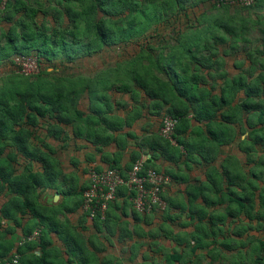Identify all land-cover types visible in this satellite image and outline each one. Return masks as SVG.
I'll return each mask as SVG.
<instances>
[{"label": "trees", "instance_id": "obj_1", "mask_svg": "<svg viewBox=\"0 0 264 264\" xmlns=\"http://www.w3.org/2000/svg\"><path fill=\"white\" fill-rule=\"evenodd\" d=\"M30 2L0 0V64H14V58L18 56H34L40 67L33 77L13 74L3 78L0 84V196L8 195L7 203L0 208V220L3 218L21 226L24 216L29 214L36 219L34 227L44 225L45 228L31 241L27 238L34 227L24 230L23 240L16 245L5 238L8 231H0V264H6L13 251L19 255L17 264H72L80 247L72 242L66 230L67 234L61 237L67 256H63L64 259L60 257L56 261L54 257L50 258L49 252L42 247L40 255L26 254L34 245L40 247L50 230L62 234L63 230L57 224L69 221L68 214L76 209L81 210L82 221H108L107 209L115 200L107 205L103 217L99 212L90 216L82 206V193L89 183L79 190L70 189L73 187V175L62 176L63 172L57 168L52 155L54 148L40 137L61 140L63 146L67 143L78 148L94 145L101 150L99 146H114L112 162L106 161L107 166L102 168L91 167L87 176L91 170L108 168H117L126 175L136 160L150 153L161 163L156 164L144 156L142 173L153 169L167 175L168 184L187 186V190L190 188L188 193L191 192L189 201L209 188L215 197L206 196L205 202H219L215 199L217 196V199H228L229 212L231 203L237 204V215L240 220L246 219V223L238 229V241L234 242V247L230 243L221 244L235 250L230 256V264H247L248 259H251L250 264H264V211L258 208H262L263 196L260 194L257 201L254 179L247 177L246 173L234 174L229 162L234 156L221 153L223 148L231 150L230 145L236 140L231 124L237 121L244 122L249 128L248 138L236 144L240 150L249 153L264 143V98L261 97L264 94V49L256 47L246 35L247 28L258 20L250 19L246 13H238V10L246 11L253 4L264 3V0H255L251 5H217L213 0H53L54 5L38 0L34 4ZM202 4L225 10L232 6L237 11L232 15L205 16L206 10L203 9L194 24L187 10L192 11ZM183 18L187 22L184 23ZM3 23L7 26L3 27ZM63 23L66 24L63 26ZM259 24L261 35L256 41L262 47L264 20ZM161 25L169 27L171 32L164 35L167 38L161 39L163 42L158 40L153 44L152 38L161 33ZM151 30L154 34L143 42L139 41L138 49L96 71L93 77L79 75L74 80H55L54 72L44 70L45 63L53 65L52 62L58 58H62L60 62L74 63L81 58L100 55L105 48L137 42ZM169 34L175 36L171 38L170 45ZM231 56L235 59L228 68L226 59ZM235 69L239 72H233ZM247 75L255 76L248 80ZM241 94L244 98L235 103ZM144 111L162 119L165 115L177 118L171 139L148 129L140 138L136 136L133 125ZM41 121L45 123L43 129ZM129 139H134L137 149L133 148L128 153L126 165L121 166L119 159ZM35 140L41 141L42 148L35 144ZM220 153L224 161L218 169L211 162ZM186 161L190 162H187L188 167L205 168L208 181L197 177L195 183L199 185L188 187L193 180L182 171L181 165ZM33 162L40 164V171H33ZM172 164L177 166L175 170ZM253 175L257 176L251 172ZM60 176L61 181L57 180ZM234 182L244 192L233 191ZM57 183L70 188L64 191L56 186ZM168 184L160 193L164 205L152 203L148 210H136L133 203L135 191L131 188L118 187L115 195L121 192L131 197L133 220L148 222L157 210L162 211L159 216L168 220L163 236L169 238L174 247L173 252L167 253L166 264L179 262L184 254L196 258L187 264H199L197 248L200 245H191L185 233L175 231L171 226L170 221L179 215L166 210L172 203L165 196ZM45 188H52L63 196L66 194L71 198L76 195L79 198L72 197L74 206L67 207L63 201L40 210L37 197L39 190ZM58 214L64 216L63 221ZM189 218L201 221L203 211L190 214ZM253 219L260 221L254 224ZM216 221L220 220L212 215L208 217V229L213 228ZM1 226L0 223V230ZM198 228L200 230V225H196V230ZM254 231L257 232L254 237H247ZM213 235H216L214 229ZM191 237L194 238V234ZM207 255L216 260L222 257L214 247ZM136 256L129 257L133 264H145L141 261L144 254L137 262Z\"/></svg>", "mask_w": 264, "mask_h": 264}, {"label": "crops", "instance_id": "obj_2", "mask_svg": "<svg viewBox=\"0 0 264 264\" xmlns=\"http://www.w3.org/2000/svg\"><path fill=\"white\" fill-rule=\"evenodd\" d=\"M32 4L36 0H30ZM40 3L44 4L45 0H38ZM258 71V70H257ZM239 72L238 69H235V73ZM257 74V73H256ZM255 74V75H256ZM255 75L248 78L252 79ZM241 96V97H240ZM234 101L238 103L241 101L244 96L241 94ZM243 96V97H242ZM264 98L263 96H261ZM234 105V103H232ZM230 107H227V109ZM143 116L138 119L134 125L133 130H135L136 136L140 138L144 133H147V129L149 131L159 132L161 118L153 116L149 113L143 112ZM240 116V115H239ZM238 119V114H237ZM236 132V140L232 143L231 150H226L225 148L221 149V153L224 154L229 153L234 157L229 160L231 170L234 174L238 173H246L247 177H251L256 182L257 188H255V198L259 201V195L261 194L264 197V161L262 156L264 155V143L262 146L258 147L255 150H251L249 153H244L240 148L236 146V144L240 143L244 139L248 138L249 128L246 127V124L242 121L235 122L231 124ZM40 127H45V123L41 121ZM143 128V129H141ZM40 130L44 132V130ZM242 129V132L240 131ZM240 137H242L240 139ZM46 138L44 140L45 143L50 144L54 148V152L52 153L53 157L57 161V168L62 170V176L73 175L72 185L70 189L79 190L84 188L86 183H88L87 171L91 167L99 166L100 168L107 166V162H112L111 153L115 150L114 146H99L101 150L96 149L94 145H89L84 148L75 147L76 145H66L63 146L61 140H51L46 142ZM251 142V139L249 140ZM81 142H78L80 144ZM134 139L128 140V145L126 149L122 151V158L119 159L120 165H126L129 156L128 153L134 148ZM35 144H37L40 148H42L41 143H37L35 140ZM227 147H229L227 145ZM226 147V148H227ZM143 152L146 153V149H142ZM218 154V157L211 162L213 166H216L220 169V164L224 161V157L222 154ZM232 153V154H231ZM143 155V154H142ZM246 155H251L247 157ZM145 157L152 159V161L156 164H160V159L152 158L150 153L144 154ZM256 160L254 161L255 157ZM108 157V158H107ZM74 161V164L72 163ZM259 161L260 169L256 168V164ZM187 162L182 166V171L184 173L189 174V177L192 178L191 184L188 187L197 186L199 184L195 183V178H199L201 181H208L205 168H197V167H188ZM174 164L171 165V167ZM170 166V165H169ZM176 168L177 166L174 165ZM181 169V167H180ZM217 169V170H218ZM40 164L33 162V171H40ZM251 172H255L257 176H251ZM62 176L59 177L62 179ZM223 181L226 183V180L223 178ZM194 183V184H193ZM75 184V185H74ZM233 191L244 192V190L234 182L231 187ZM190 189V188H189ZM187 186L178 185L176 183L168 184L165 190V196L168 199L172 200V203L166 207V210L173 215H179V217L175 218L171 223L172 228L175 231H182L186 234L187 239H190V244L200 245L197 248V253L200 256L199 264H230L232 261L231 257L235 250L227 249L221 243H230L233 247L235 246L234 242L238 240V229L246 223V219L240 220L238 213L237 204L234 202L231 203L230 212L227 210L229 205V200L215 199L219 200L216 203H208L205 197L213 198L215 194L209 189H204L201 193L193 200L188 199L190 193H188ZM38 192V191H37ZM57 192L52 188H45L44 190H39V196L37 197L38 209H45V207H52V204H56L57 202L64 201L66 194L61 195L58 193V198L54 200V195ZM125 193L119 192L115 198V200L109 205L107 209V218L108 221L104 223L93 222L90 219H86L82 221L80 219L79 213L81 210H74L69 215V221L62 222L57 224L60 226V229L63 230V233L60 234L52 230H48L46 233L43 242L40 243L42 245H34L31 251H28L26 255L30 252L40 255L41 247L42 249H46L49 252V257L58 261L64 257H67L64 254L65 247L61 240L62 235L69 234L70 239L76 245H79L80 251L77 256H74L72 259V264H133L132 260L129 257L135 254L137 255L135 261L137 262L139 256L142 254L145 255L141 261L145 264H166V257L168 252H173L172 245L173 243L169 238L163 236V231L166 230L168 220L162 219L159 215L162 211L157 210L155 214L151 216L148 222H144V220L140 219H132V207L130 201H132L131 197L124 195ZM75 199L78 200V196L73 195ZM70 199H73V198ZM170 197V198H169ZM262 197V201H264ZM8 201L7 193H4L0 196V208L5 205ZM75 201V200H74ZM129 202V203H128ZM75 203H72V205ZM74 206V205H73ZM68 207V206H67ZM237 208V209H236ZM264 211V203L262 204V208ZM257 208V209H258ZM203 211V218L201 221H197V219L190 220L189 215H194L197 212ZM236 211L235 214H230ZM216 217V224L213 228L208 229L207 219L210 216ZM58 218L63 221L64 216L58 214ZM39 219V217H38ZM262 220V218L260 219ZM253 219V223H257V221ZM183 222V223H182ZM1 232L8 231L5 234V238L9 239L14 245L20 244V241L23 240L24 230L31 229L36 224V219H33L29 214L25 215L23 218V226H16L12 221L1 218ZM196 225H200V230H196ZM44 229V225H40L39 227H34L33 232L29 234L28 237L33 235L35 230H38V236L40 235V230ZM213 229L216 231V235H213ZM221 232H220V230ZM66 230L67 232H64ZM206 230H208L206 232ZM167 231V230H166ZM252 234H248L247 237L252 238L254 234L257 232H252ZM191 234H194V238L191 237ZM214 238L216 239L214 241ZM28 239V238H27ZM36 239V238H35ZM34 240V239H31ZM29 240V241H31ZM214 241L213 243L205 244L208 241ZM214 247L215 252H220L222 257L218 260L212 259L207 255L209 249ZM15 250V249H14ZM80 255L82 258H79ZM64 256V257H63ZM193 257V258H192ZM183 255L181 260L178 262H174V264H187L189 260L196 259L194 256ZM251 259L246 261L247 264H250ZM194 264V263H193Z\"/></svg>", "mask_w": 264, "mask_h": 264}, {"label": "rangeland", "instance_id": "obj_3", "mask_svg": "<svg viewBox=\"0 0 264 264\" xmlns=\"http://www.w3.org/2000/svg\"><path fill=\"white\" fill-rule=\"evenodd\" d=\"M51 4L54 5L53 0H45L44 4ZM31 4V3H30ZM264 3L261 2L260 4H253L251 5L246 11L245 10H238V13L242 14V13H246L248 15V17L252 20H258V22H253L251 23V25L249 26L248 31L246 32V35L248 36V39L250 41H252L254 43V45H256V47H259L261 49H264V46L262 45V47L260 46L261 44L259 43V41H256L257 38L261 35L260 31H259V26L261 23V20H264ZM1 8V7H0ZM206 10L205 12V16L208 15H225V14H229L232 15L233 13H235L237 10H234V7H229L228 9H223L222 7H215L213 8L211 5L209 4H202L196 8H194V10H190L188 9V14L189 19L191 20V22H193L194 24L195 21H197L198 18H200V13L201 10ZM100 15V14H99ZM67 19V17L64 16V19ZM189 20V21H190ZM184 23L187 22V20L185 18H183ZM188 21V22H189ZM53 25V23H51ZM66 23H63V26ZM185 25V24H183ZM3 27H6L7 24L3 23L2 24ZM160 30L161 33L159 32V35H154V37L152 38V42L153 44H156L157 41L164 38H167V36H164L167 33H170L171 31L168 28H165L163 25L160 26ZM154 31V30H153ZM152 30L147 32L146 34H144L137 42H131L129 44L126 45H121V46H112L110 48H105L101 51L100 55L96 54L90 58H81L78 61L74 62V63H67V62H60V60H62V58H58L56 59L53 63V65L48 62L45 63V67L44 70L48 71V73H55V80H74V79H78L79 75H84V77H93L96 75V71H99L101 69H104L105 67L111 65L115 60L122 58L123 56H125V54L127 55L130 52H133V50L138 49V45L140 44L139 41L143 42L146 38H148L149 36L153 35L154 32ZM174 35L173 34H169L168 35V45L171 44V38L174 39ZM162 41V40H161ZM163 42V41H162ZM106 49H110L108 52H105ZM229 50V49H227ZM231 51H233L231 49ZM245 51V50H244ZM242 51V52H244ZM241 52V53H242ZM241 56V54H240ZM234 57H227L226 62L228 64V68H231V64L234 61ZM244 59V58H243ZM63 61V60H62ZM14 64H10L8 62L4 63L2 62L0 64V84L2 83V79L6 78V77H12L13 74L16 75H30L31 77L35 76L38 71L40 70V67L37 66V62L34 56H18L16 58H14ZM257 68L259 67L258 65L256 66ZM235 70H233L234 72ZM255 72H253L254 74ZM88 74V75H87ZM251 77V75H247V79ZM262 96L264 97V94H262ZM42 136H44V134H41ZM43 141L45 140L43 137H40ZM53 140L52 138H48L46 140V142ZM37 143H40V140H36ZM257 156L255 157L254 161L256 160ZM262 159L264 161V155L262 156ZM260 163L259 161L256 164V168L260 169ZM173 170L176 169V167L173 165L172 166ZM57 180H59V178H57ZM75 185V184H74ZM57 187L61 188L62 190H67L68 188H70L69 185H60V183L56 184ZM73 199H70V196L67 195L64 199V203L63 205L65 206H70L72 205ZM164 205V204H161ZM203 264V263H202ZM226 264V263H225Z\"/></svg>", "mask_w": 264, "mask_h": 264}, {"label": "built area", "instance_id": "obj_4", "mask_svg": "<svg viewBox=\"0 0 264 264\" xmlns=\"http://www.w3.org/2000/svg\"><path fill=\"white\" fill-rule=\"evenodd\" d=\"M217 5L240 3L243 5H251L255 0H213ZM177 118L173 116H165L162 121L160 133L164 137H169ZM144 157L136 160L126 176H123L116 168H108L102 171H89L88 183L82 193L83 209L88 210L90 216L100 213L103 217L107 205L114 199L117 188L126 185L133 188L135 197L133 198L134 207L138 211L148 210L152 203L163 204L160 199V193L164 186L168 183V176L158 173L153 169H148L142 173ZM39 231H34L28 240L38 237ZM19 255L13 253L11 259L6 264H17Z\"/></svg>", "mask_w": 264, "mask_h": 264}, {"label": "clouds", "instance_id": "obj_5", "mask_svg": "<svg viewBox=\"0 0 264 264\" xmlns=\"http://www.w3.org/2000/svg\"><path fill=\"white\" fill-rule=\"evenodd\" d=\"M23 57H24V56H23ZM15 58H16V57H15ZM36 62H37V61H36ZM37 66H38V64H37ZM165 116H167V115H165ZM165 116H163V119H164ZM169 116H171V115H169ZM163 119L161 118V122L163 121ZM175 125H176V124H175ZM161 126H162V124H161ZM161 126H160V128H159V133H160ZM173 129H174V128H173ZM172 131H173V130H172ZM171 133H172V132H171ZM160 134H161V133H160ZM166 138L171 139V134H170L169 137H166ZM172 142L174 143L173 140H172ZM142 157H144V156H142ZM144 161H145V157H144ZM116 169H117V168H116ZM118 170H119V169H118ZM119 171H120V173H121V170H119ZM128 171H129V170H128ZM128 171H127V172H128ZM127 172H126V174H127ZM121 174H122V173H121ZM123 176H126V175H123ZM167 184H168V183H167ZM167 184H166V185H167ZM121 186H126V185H121ZM121 186H119V187H121ZM126 187H127V186H126ZM128 188H129V187H128ZM129 189H130V188H129ZM131 189H133V188H131ZM133 190H134V189H133ZM115 193H116V192H115ZM115 197H116V195H115ZM115 197H114V199H115ZM114 199H113V200H114ZM113 200H112V201H113ZM112 201H111V202H112ZM111 202H110V203H111ZM35 231H36V230H35ZM34 239H35V238H34ZM14 252H15V251H13V253H14Z\"/></svg>", "mask_w": 264, "mask_h": 264}, {"label": "water", "instance_id": "obj_6", "mask_svg": "<svg viewBox=\"0 0 264 264\" xmlns=\"http://www.w3.org/2000/svg\"><path fill=\"white\" fill-rule=\"evenodd\" d=\"M242 137H240V139H241ZM56 198H58V193H56L55 195H54V200H56Z\"/></svg>", "mask_w": 264, "mask_h": 264}]
</instances>
